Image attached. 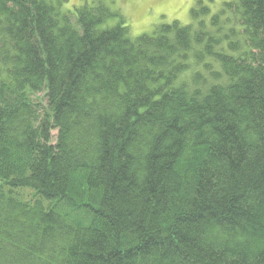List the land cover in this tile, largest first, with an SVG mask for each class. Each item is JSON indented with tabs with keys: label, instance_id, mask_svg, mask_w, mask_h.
<instances>
[{
	"label": "trees",
	"instance_id": "1",
	"mask_svg": "<svg viewBox=\"0 0 264 264\" xmlns=\"http://www.w3.org/2000/svg\"><path fill=\"white\" fill-rule=\"evenodd\" d=\"M209 12L0 0V264H264V0Z\"/></svg>",
	"mask_w": 264,
	"mask_h": 264
},
{
	"label": "rangeland",
	"instance_id": "2",
	"mask_svg": "<svg viewBox=\"0 0 264 264\" xmlns=\"http://www.w3.org/2000/svg\"><path fill=\"white\" fill-rule=\"evenodd\" d=\"M229 0H61L64 10H73L83 4L101 2L113 10H118L125 17L132 36L150 34L160 24H170L179 21L182 25L193 22V11L199 12L208 7L210 12L204 15L207 18L218 12L223 4ZM116 17H111L107 25H115ZM57 132L54 131V134Z\"/></svg>",
	"mask_w": 264,
	"mask_h": 264
}]
</instances>
